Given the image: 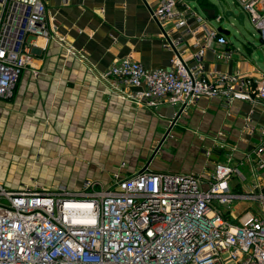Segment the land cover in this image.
<instances>
[{
	"label": "built area",
	"instance_id": "obj_1",
	"mask_svg": "<svg viewBox=\"0 0 264 264\" xmlns=\"http://www.w3.org/2000/svg\"><path fill=\"white\" fill-rule=\"evenodd\" d=\"M264 45V0H237ZM153 14L180 37L204 29L188 58L147 67L129 56L98 77L117 97L155 108L186 110L201 97L245 100L264 109V73L206 71L204 54L228 59L227 37L185 0H156ZM56 37L45 0H0V97L10 98L30 63L32 37ZM179 37V39H180ZM70 48V46H69ZM262 55L264 50L261 47ZM252 153L264 165V123ZM239 163L218 162L209 174L145 167L109 183L83 179L17 188L0 181V264H264V192L234 189ZM249 199L253 207L226 209Z\"/></svg>",
	"mask_w": 264,
	"mask_h": 264
},
{
	"label": "rangeland",
	"instance_id": "obj_2",
	"mask_svg": "<svg viewBox=\"0 0 264 264\" xmlns=\"http://www.w3.org/2000/svg\"><path fill=\"white\" fill-rule=\"evenodd\" d=\"M195 1L189 0L192 4ZM227 3L238 12V4ZM211 22L218 25L214 19ZM219 23L229 30L227 37L234 45H246L252 52L251 43L260 45L247 14L242 24L233 16H225ZM261 47L264 50V45ZM257 64L264 69V60H257ZM0 98V181L6 186L46 188L65 184L75 188L87 178L107 184L115 173L124 176L145 167L160 169L161 165L174 169L185 162L197 166L198 170L189 171L205 175L218 162H236L241 172L231 179L234 189L252 191L258 184L264 192V165L252 153L263 123L258 124L250 112L264 110L261 105L244 110L234 109L232 102L210 100L183 111L127 105L117 106L114 112L98 108L68 125L80 130H65L61 123L32 122V129L38 130L27 131L19 130L21 124L13 121L11 100ZM35 139L40 146L21 145ZM254 203L236 200L226 209L237 214Z\"/></svg>",
	"mask_w": 264,
	"mask_h": 264
},
{
	"label": "crops",
	"instance_id": "obj_3",
	"mask_svg": "<svg viewBox=\"0 0 264 264\" xmlns=\"http://www.w3.org/2000/svg\"><path fill=\"white\" fill-rule=\"evenodd\" d=\"M185 1L193 10L203 13L208 26L217 29L219 26L223 28L219 22L227 16L225 11L230 7L227 1L238 2L196 0L192 4L189 0ZM45 3L50 25L57 38L32 37L31 61L16 82L13 95L4 98L11 100L13 121L21 124L19 130H38L32 129V122L61 123L65 130H80L68 125L76 124L80 120L79 115L94 113L98 108L114 112L117 106L144 107L117 97L98 74L113 61L126 56L147 67H168L175 54L188 58L196 48L193 43L197 38L202 39L204 34V29L191 15L189 22L197 30L180 37V30L174 29L171 21L162 23L153 14L156 0H45ZM211 19L217 21L218 25L213 24ZM228 33H224L226 37ZM251 46L253 52L246 45L245 48L234 45L227 37V43L219 47L231 51L229 58H216L207 49L203 58L204 68L210 72L238 71L259 76L264 69L257 64V60H264V55L256 52L261 46L252 43ZM252 53L256 54V59ZM210 100L212 103L223 101L216 97H201L186 110ZM231 105L234 109L250 108L245 100H234ZM158 107L164 110L175 108L170 104ZM250 112L258 124L264 123V110ZM69 115L74 116L68 118ZM23 123L28 126H23ZM35 141L22 142L21 145H41L37 139ZM195 165L185 162L175 165L174 169H167L164 165L160 169L198 170Z\"/></svg>",
	"mask_w": 264,
	"mask_h": 264
},
{
	"label": "water",
	"instance_id": "obj_4",
	"mask_svg": "<svg viewBox=\"0 0 264 264\" xmlns=\"http://www.w3.org/2000/svg\"><path fill=\"white\" fill-rule=\"evenodd\" d=\"M225 14L227 16H233V18H235L237 20V22H239L240 24H242L244 22V14L241 10H239L238 12H235V10L227 8L225 11ZM218 30L220 32H224V33H228V30L225 28H222L221 26L218 27ZM259 42L262 43L261 38H259ZM257 54H259L260 56L262 55V53L260 52V50L258 49Z\"/></svg>",
	"mask_w": 264,
	"mask_h": 264
}]
</instances>
